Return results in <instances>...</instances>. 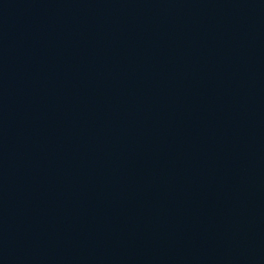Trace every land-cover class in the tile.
<instances>
[{
    "label": "water",
    "instance_id": "obj_1",
    "mask_svg": "<svg viewBox=\"0 0 264 264\" xmlns=\"http://www.w3.org/2000/svg\"><path fill=\"white\" fill-rule=\"evenodd\" d=\"M0 264H264V0H0Z\"/></svg>",
    "mask_w": 264,
    "mask_h": 264
}]
</instances>
